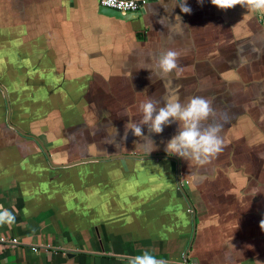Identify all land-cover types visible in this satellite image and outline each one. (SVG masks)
<instances>
[{
  "label": "crops",
  "instance_id": "1",
  "mask_svg": "<svg viewBox=\"0 0 264 264\" xmlns=\"http://www.w3.org/2000/svg\"><path fill=\"white\" fill-rule=\"evenodd\" d=\"M177 2L147 0L125 21L97 0H0V206L15 216L0 237L18 241L0 264H130L144 251L264 264V13ZM168 49L179 70L161 77ZM172 95L211 100L205 124L225 143L203 166L144 156L168 154L177 123L151 135L152 152L125 139L141 101Z\"/></svg>",
  "mask_w": 264,
  "mask_h": 264
},
{
  "label": "clouds",
  "instance_id": "2",
  "mask_svg": "<svg viewBox=\"0 0 264 264\" xmlns=\"http://www.w3.org/2000/svg\"><path fill=\"white\" fill-rule=\"evenodd\" d=\"M202 2V0H198ZM106 4L115 6L116 0H105ZM210 3L220 10H228L239 5L250 11L264 13V0H210ZM176 7L180 12L190 13L191 8L186 5V0H178ZM180 53L173 49L162 51L154 61L158 75L166 77L179 70L178 59ZM141 69H138L139 71ZM147 70V69H145ZM151 81V73L149 76ZM152 82V81H151ZM138 110L141 119L129 120L125 123V139L129 133L140 138L144 143H150V152L156 150V145L151 139L152 134H161L166 126L178 124L177 134L165 145L168 155H174L188 163V167L203 166L215 158L224 147L221 136L222 126L216 123L205 124L210 117L215 115L211 100L202 96H193L182 102L178 96L167 97L163 103L145 98L139 103ZM147 129V134L144 129ZM149 152V153H150ZM15 223V216L0 206V226H11ZM260 228L264 230V219L260 221ZM130 264H165L148 251L134 255Z\"/></svg>",
  "mask_w": 264,
  "mask_h": 264
},
{
  "label": "water",
  "instance_id": "3",
  "mask_svg": "<svg viewBox=\"0 0 264 264\" xmlns=\"http://www.w3.org/2000/svg\"><path fill=\"white\" fill-rule=\"evenodd\" d=\"M147 0H139V5L140 7L143 5V3H145ZM99 12L101 14H104V15H107V16H110V17H115V18H118V19H122V20H133V19H137L139 16H141L142 12H143V9L140 8L136 11H131V12H121V11H118V10H115V9H111V8H107V7H104V6H99ZM1 87V86H0ZM2 89V87H1ZM3 90V89H2ZM5 93V92H4ZM20 134L24 135V136H28L32 139H34L39 145L40 147L42 148L43 152L45 153L48 161L50 162L51 165L53 166H57L55 165L51 158H50V155L47 151V149L43 146V144L41 143V141L39 139H37L36 137L32 136V135H29L27 133H24L23 131H20L19 129H16ZM146 157H150V158H172L176 161H178L177 157L173 156V155H168V154H150V155H144ZM97 158H89V159H82V160H79V161H76V162H72V163H69V164H65L63 166H67V165H71V164H77V163H81V162H84V161H95ZM99 160V159H97ZM192 264H197L196 263V260L192 261Z\"/></svg>",
  "mask_w": 264,
  "mask_h": 264
},
{
  "label": "built area",
  "instance_id": "4",
  "mask_svg": "<svg viewBox=\"0 0 264 264\" xmlns=\"http://www.w3.org/2000/svg\"><path fill=\"white\" fill-rule=\"evenodd\" d=\"M101 6L115 9L121 12H131L140 9L139 0H116L115 6H111L105 3V0H97ZM17 240L15 238L6 239L4 237H0V248L6 244H17Z\"/></svg>",
  "mask_w": 264,
  "mask_h": 264
}]
</instances>
